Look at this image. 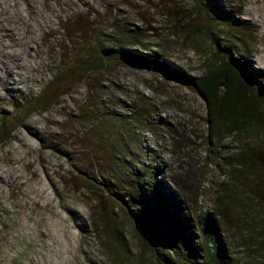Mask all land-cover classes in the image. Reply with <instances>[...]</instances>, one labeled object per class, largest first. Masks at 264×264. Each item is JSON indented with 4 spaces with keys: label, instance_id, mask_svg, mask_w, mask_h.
Returning a JSON list of instances; mask_svg holds the SVG:
<instances>
[{
    "label": "rangeland",
    "instance_id": "374dc122",
    "mask_svg": "<svg viewBox=\"0 0 264 264\" xmlns=\"http://www.w3.org/2000/svg\"><path fill=\"white\" fill-rule=\"evenodd\" d=\"M217 1L230 20L196 0H0V118L17 117L0 141V264H154L116 202L144 178L185 200L227 264H264L253 241H264V215L227 184V161L246 143L264 149V131L222 135L215 147L205 103L185 81L129 58L86 66L134 32L143 52L198 78L214 51L211 32L264 83V10L255 9L264 0ZM72 69L74 80L55 90ZM143 107L152 130L137 114ZM109 223L123 247L107 244Z\"/></svg>",
    "mask_w": 264,
    "mask_h": 264
},
{
    "label": "trees",
    "instance_id": "16d2710c",
    "mask_svg": "<svg viewBox=\"0 0 264 264\" xmlns=\"http://www.w3.org/2000/svg\"><path fill=\"white\" fill-rule=\"evenodd\" d=\"M196 1L197 5L210 9L217 18L230 20L217 0ZM255 9L264 10V4L257 5ZM209 38L214 51L207 58L204 72L198 78L189 77L171 67L156 53L143 52L145 47L134 32L122 33L113 50L99 48L86 66H90L88 70H96L104 62L129 58L137 63L165 70L185 81L205 103V121L215 147L222 135H231L234 141H241L243 137L257 133L259 129L264 131L263 73L250 67L245 57L229 42L221 44L219 35L210 32ZM136 46L141 50L132 51L131 48ZM76 73L78 71L72 69L66 77H56L54 89L69 84ZM147 113L146 107L137 112L143 117V123L152 130L151 121L145 117ZM15 121L17 117L13 113L0 118V141L10 136L9 126ZM115 158L116 156L113 157ZM227 163L228 167L235 170L232 172L229 169V190H234L238 185L252 197L258 204L259 212L264 215V149H252L247 143L243 144L242 149L232 155ZM160 185L158 181L144 178L134 191H129L123 198L117 197L116 201L122 202L130 219L137 222L143 231V246L154 259V264H227L225 247L214 240L215 234L210 230L200 229L187 212L185 200L176 193L163 191ZM193 193L194 196L198 195V186H195ZM117 205L124 209L122 205ZM202 218L204 219L203 216ZM109 224V229L106 230L107 244L123 247L125 241L120 229L114 223ZM262 225L264 230V221ZM253 241L262 248L264 255V241L261 242L255 236ZM209 243L212 247L208 246Z\"/></svg>",
    "mask_w": 264,
    "mask_h": 264
}]
</instances>
